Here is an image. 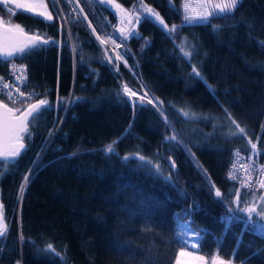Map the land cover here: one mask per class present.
Wrapping results in <instances>:
<instances>
[{
    "label": "trees",
    "instance_id": "16d2710c",
    "mask_svg": "<svg viewBox=\"0 0 264 264\" xmlns=\"http://www.w3.org/2000/svg\"><path fill=\"white\" fill-rule=\"evenodd\" d=\"M90 1L118 38L119 53L102 48L66 0L53 4L61 15L53 13L51 21L0 6L5 22L56 41L16 57L26 66L32 100L45 99L52 108L30 124L26 151L0 160L7 224L0 264H175L184 246L177 227L188 216L200 231L201 252L264 264V234L239 219L226 227L223 219L237 198L240 208L264 209V188L228 174L234 148L264 163V0H240L230 16L192 24L184 22L182 0H118L137 17L123 31L114 9ZM149 5L169 28L177 26L171 37L144 18ZM180 45L191 51L190 60ZM6 68L0 59V72ZM124 83L137 95H124ZM237 124L245 134H232L239 133ZM173 133L179 142L165 139ZM113 141L115 152L106 153Z\"/></svg>",
    "mask_w": 264,
    "mask_h": 264
},
{
    "label": "snow or ice",
    "instance_id": "6c2138e0",
    "mask_svg": "<svg viewBox=\"0 0 264 264\" xmlns=\"http://www.w3.org/2000/svg\"><path fill=\"white\" fill-rule=\"evenodd\" d=\"M9 0H0V6H3L7 4ZM12 2L16 3L18 8H23L27 12L35 13L37 16L43 17L49 21L53 20L54 17L50 12L47 11V4L45 3V0H29L27 3H22L21 0H12ZM59 0H52V3L58 4ZM111 2V0H109ZM204 3H207L208 0H203ZM240 0H221V3H216L213 5V11L211 12H205L203 14H196L192 15L190 12V4L186 2L184 4V22L188 24L192 23H204L208 21L209 19L217 16L221 17H227L230 16L237 8ZM117 8H120L121 6L119 4H116ZM38 8H43L42 11L38 10ZM9 13H12V9H7ZM146 15V20H151L153 23L159 22L160 27L162 30L166 31V34L171 37L176 32V27L173 25L171 28L168 27L167 24L164 23L163 19L160 18L159 14L154 12L151 8H145L144 9ZM86 19V17H85ZM90 23V22H89ZM123 31V29H121ZM93 32H95V28H93ZM128 35L136 36L138 35L135 32H131ZM100 40L101 44L107 43V40L100 39L99 36L96 37ZM109 40H112V43H115V40L112 39V37H108ZM49 43H56V41L51 40V38H45L40 35H29L24 28L19 24H14L10 26H6L5 23L0 20V59H3L7 63L12 64V74L15 76V79L17 81H20L21 84H25L27 80L26 75V66L21 67L16 65L15 58H28L37 52L43 50L44 46L48 45ZM180 51L183 54V57L186 59H191L192 53L191 51H186L184 45H180ZM73 49L75 50V46H73ZM108 61H112V57H107ZM117 59H123L122 55L117 56ZM127 61H125V64ZM114 68L118 70L119 65H113ZM19 72L20 75H15V73ZM192 72L195 74V76L199 77L200 79H203L200 72L197 70L196 66H192ZM3 82V77H0V83ZM8 88L7 83H3V86L0 87V95H3L6 100L15 105L18 102V97L14 96L12 92L5 91V89ZM209 88L211 89V86L209 85ZM214 91V90H213ZM16 92L19 94V97H24L25 93L21 92L19 88H16ZM121 92L124 95H131L136 96L137 93L132 91L126 83L121 85ZM33 93H28V96H33ZM140 100H144V96L140 97ZM24 100H19V103L21 105L24 104ZM135 104V102H133ZM148 103H153L152 100H148ZM161 104L163 102H160ZM158 110L159 106H156ZM52 108V105L45 99H40L37 103L28 104L26 108H20V107H9L8 103L4 102V99H0V160H4L6 162L8 161H14L17 158H19L22 154V152L26 151V143L25 140L27 138H30V124L35 122L43 113L47 110H50ZM161 111V115L163 116V112ZM19 112L20 115L17 116L16 113ZM183 115L185 117L189 116L188 112H183ZM193 117L195 114H192ZM164 123L167 125L169 122L167 120V117H163ZM233 123H236L234 120ZM239 129V133H232L233 135L237 134H245L244 128L240 127L238 124L236 125ZM166 140L169 141H178L177 135L173 133V135L165 137ZM116 141H113L111 144L107 145L104 149L106 153H114L115 152V145ZM251 148L255 149L256 144L251 143ZM140 161H145V157L139 156L138 157ZM124 160H128L129 157L125 156L123 157ZM155 169L157 173L159 172V165H155ZM229 176L231 177V172L229 173ZM233 179L235 177H232ZM23 183L19 187V198H23V194L25 191V186L28 183V176L23 177ZM261 188H264V182H261L260 184ZM213 189L215 191V196L218 198H222V193L219 189H215L213 186ZM262 200H264V197H261ZM235 203L237 205L236 209H233L232 207L227 208L226 216L223 218L225 220V226L228 227L233 219H239L244 221L245 228H255L256 230H264V209L257 211L254 207H239V200L237 198L236 201L229 202ZM3 204L0 203V238H3L6 231H7V224L5 223V217H4V211H3ZM239 211L241 213H244V215H241L239 217H236L234 213L236 211ZM253 213L256 214L257 220L252 219ZM231 214V215H229ZM186 219V217H185ZM257 225L259 227H257ZM188 228L187 224H184L183 219L180 221L179 224V232L178 235L181 236L182 239L188 236V231H185V229ZM194 235L198 238L199 233H194ZM187 240H184V246L180 248L179 256H190V252L185 251V247L187 246ZM48 250L54 252L55 249L52 247L51 244L48 245ZM200 261H203V257L197 258ZM177 264H182L180 260H177ZM212 264H226L225 261L217 259L216 257H213ZM227 264H230V262H227Z\"/></svg>",
    "mask_w": 264,
    "mask_h": 264
},
{
    "label": "built area",
    "instance_id": "2783aa9c",
    "mask_svg": "<svg viewBox=\"0 0 264 264\" xmlns=\"http://www.w3.org/2000/svg\"><path fill=\"white\" fill-rule=\"evenodd\" d=\"M49 2L51 4V7L53 9L55 16L57 17V19H60V16H59L56 8L54 7L53 3L51 2V0H49ZM66 2L68 4V12L72 15L73 18L77 19V18H85L86 17L83 9L81 8V6L79 5L77 0H66ZM88 7H90L92 10V7L90 4ZM9 8L12 9V12L15 11V9L13 7H8V9ZM86 19H87V17H86ZM106 33H107V31H106ZM111 36H112V39L115 40V43H112V48L117 53H119L118 44L120 42L114 34H109V37H111ZM122 60L125 62L124 58ZM15 63L18 66L25 67V64L23 62L17 60L16 58H15ZM15 75H20V73L17 72V73H15ZM26 75H27V71H26ZM0 77H3V82L0 83V87L3 86V83H7L8 88L5 89V91H10L13 93L14 96L18 97L19 98L18 102H19V100H24L25 101L24 103H26L32 99V96L31 97L28 96V93H31V92L26 88L27 80H26L25 84H21L20 81H17L15 79V76L12 74V64L7 63L6 71L4 73L0 72ZM16 88H19L21 92H24L25 96L19 97V94L16 92ZM130 89L133 91L132 88H130ZM143 95L145 96V93H143ZM148 96L150 99H152L149 94H148ZM0 97L4 98L6 100V98L3 95H0ZM230 172L232 174L231 178L232 177H235V179L237 178L246 187H249L252 184H256V185L260 186L261 182H264V163L252 160L251 158L247 157L244 153L240 152L238 148L233 149V156H232L231 162L229 163V166H228V174ZM184 220L187 221L189 224H191L190 216H188ZM257 227H259V226L257 225ZM258 231L264 234V230H258ZM178 232H179V224L177 227V233ZM193 237L195 239H198L195 235H193ZM181 240L184 241L187 239L185 237L184 239L181 238ZM196 252H197V258L203 257L204 258L203 261L205 262V264H208L210 262V259H213V257H214L213 255L206 254L203 252H199V251H196ZM216 258L225 261L226 264H227V262H230V264H239V263L234 262V261L227 259V258H220L218 256H216ZM203 261H200L197 259L196 264H204V263H202Z\"/></svg>",
    "mask_w": 264,
    "mask_h": 264
},
{
    "label": "rangeland",
    "instance_id": "374dc122",
    "mask_svg": "<svg viewBox=\"0 0 264 264\" xmlns=\"http://www.w3.org/2000/svg\"><path fill=\"white\" fill-rule=\"evenodd\" d=\"M77 1H78L79 5L83 9V11H84V13H85V15L87 17L86 20L90 22L89 23L90 24V27L95 28V32H94L95 37L99 36L100 39L107 40V43H105V44H101L100 43L101 46H102V48H105L106 45H110L112 47V40H109L107 38V37H109V34L110 33H108V32H107L108 34L106 33V30H104V28H103V26H102V24H101L98 16H95L97 14L94 13L91 10L90 7H88L89 4H88L87 0H77ZM103 1L106 4H108L112 9H114L117 12V14L119 16V22L117 23L116 27H117L118 30H121L122 28H124V26H127V27H130L131 25H135L136 26V23L135 22L137 20V17H136V12L135 11L132 12L130 9H128L124 5H122L118 0H111V2H109V0H103ZM89 2L91 4V1L90 0H89ZM186 2H188L190 4V12H191V14L192 15H196V14H203L205 12H211V11H213V5L216 4V3H221V0H208L207 3H204L203 0H182L183 7H184V4ZM48 3H49V1H48ZM116 4H119L121 7L120 8H117L116 7ZM8 7L9 6L6 5V8L7 9H8ZM146 8H151L154 12L158 13L159 16H160V18H162L163 21H164V23L166 24V21L164 20V18L162 17V15L156 9H154L150 5L149 6H146ZM60 15L61 14H59V16ZM0 19H1V17H0ZM131 19L134 22H130ZM97 40L100 42L99 39H97ZM180 221H179V224H180ZM183 222H184V224H187L188 225V228H186L185 231H188V233L190 234V235L188 234V236L186 237L187 242H188L187 243L188 245L185 247V249L187 250V252H190L191 253V255L188 256V258L185 259V261H184L183 264H193V262H196L197 261V252H196L197 250L193 249L197 245L196 244L197 243V239H195L193 237V235H194V233H199V235H200V231L198 229L194 228L193 225L189 224L187 221L184 220ZM214 257H216V256H214ZM176 261H177V258H176ZM176 261H175V263H176ZM202 263L205 264L204 261ZM208 264H212V259H210V262Z\"/></svg>",
    "mask_w": 264,
    "mask_h": 264
},
{
    "label": "water",
    "instance_id": "95a60500",
    "mask_svg": "<svg viewBox=\"0 0 264 264\" xmlns=\"http://www.w3.org/2000/svg\"><path fill=\"white\" fill-rule=\"evenodd\" d=\"M0 20H2V19H0ZM2 21L5 23L6 26L13 25V24H10V23L5 22L4 20H2ZM25 31H26V30H25ZM26 32H27L29 35H33V34H35V35H39V34L32 33V32H28V31H26ZM40 36H41V35H40ZM40 99H42V98H38V99H34V100L30 101V102L27 103L24 107H22V109H23V108H26V107L28 106V104L37 103ZM4 102H5V103H8V102H6V101H4ZM8 104H9V107H15V106H13V105L10 104V103H8ZM16 115L19 116L20 113L17 112ZM173 166H174V165H173ZM174 167H175V166H174ZM0 203H2L1 198H0Z\"/></svg>",
    "mask_w": 264,
    "mask_h": 264
},
{
    "label": "crops",
    "instance_id": "0c3cea01",
    "mask_svg": "<svg viewBox=\"0 0 264 264\" xmlns=\"http://www.w3.org/2000/svg\"><path fill=\"white\" fill-rule=\"evenodd\" d=\"M21 2L22 3H27V2H29V0H21ZM45 3L47 4V11L50 12L52 14V16H53V11L51 10L48 1L45 0ZM7 4H10V5L15 6L16 8H18L17 5H16V3L12 2V0H9V2ZM38 10L42 11L43 8H38Z\"/></svg>",
    "mask_w": 264,
    "mask_h": 264
},
{
    "label": "bare ground",
    "instance_id": "6f19581e",
    "mask_svg": "<svg viewBox=\"0 0 264 264\" xmlns=\"http://www.w3.org/2000/svg\"><path fill=\"white\" fill-rule=\"evenodd\" d=\"M86 11V10H85ZM108 38V37H107ZM104 46V45H103ZM179 237V236H178ZM180 251V250H179ZM185 251L187 252V250L185 249ZM178 257H177V260H180L181 262H182V264L184 263V261H185V259L188 257V256H183V257H181V256H179V254L177 255ZM186 263V262H185ZM188 263V262H187ZM175 264H177V261H176V263ZM196 264V263H195Z\"/></svg>",
    "mask_w": 264,
    "mask_h": 264
}]
</instances>
